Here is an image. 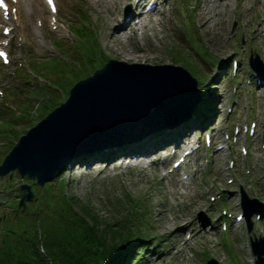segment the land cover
Segmentation results:
<instances>
[{"label":"rangeland","instance_id":"374dc122","mask_svg":"<svg viewBox=\"0 0 264 264\" xmlns=\"http://www.w3.org/2000/svg\"><path fill=\"white\" fill-rule=\"evenodd\" d=\"M152 2L155 9L147 11ZM12 3L15 13L20 7ZM35 4L41 7L42 0ZM117 10L121 15L122 9ZM132 11L138 18L131 19L123 37L112 41L88 0L62 2L56 26H65L66 33L48 23L46 45L21 44L20 20H9L10 36L0 29L10 58L8 64L0 59V164L21 135L52 110L53 102L59 105L68 97L75 82L111 59L124 61V53L115 49H146L148 59L142 63L170 64L179 75L193 80L186 69L196 79L190 100L144 136L126 135L79 150V159L53 178L64 181V194L70 204L73 201L60 206L75 209L77 222L81 221L77 206L85 204L103 221H121L118 227L131 225L150 235L148 243L158 246L144 252L141 264H255L250 240L264 237V76L258 83L250 61L258 54L264 62V0H148ZM37 13L48 15L41 8ZM145 17L152 20V28L137 30L138 20ZM26 26L27 36L35 37L29 23ZM210 85L215 106L195 111L202 89ZM253 123L255 131L250 134L244 128ZM206 132L210 143L205 141ZM180 138L184 141L177 147L173 142ZM191 147L195 149L180 162ZM135 150L143 154L128 157ZM176 160L180 163L175 166ZM32 180L35 194L27 201L26 213L18 206L19 185ZM44 186L27 175L22 178L16 169L0 176V238L9 233L14 242L22 233L31 235L29 227L36 222L50 223L55 211L47 201L57 199L52 188L48 192ZM243 192L258 199L248 204L249 210L260 211V217L251 215L250 230L247 216L235 219L243 213ZM127 209L136 211L130 225L122 220ZM52 232L61 237L69 229L63 226ZM41 242L42 238L40 246Z\"/></svg>","mask_w":264,"mask_h":264},{"label":"water","instance_id":"95a60500","mask_svg":"<svg viewBox=\"0 0 264 264\" xmlns=\"http://www.w3.org/2000/svg\"><path fill=\"white\" fill-rule=\"evenodd\" d=\"M256 58L250 66L262 75L264 62L258 55ZM169 67L174 66L111 59L78 80L64 101L21 135L0 164V176L11 175L16 169L22 178L27 175L44 186L72 162L79 150L153 131L185 102L194 87L192 82L196 84L186 69L193 80ZM19 188L18 206L24 210L35 193L28 182H22ZM250 201L258 203L257 198L243 192L248 230L252 227L251 215L259 212L248 209ZM250 243L255 264H264V237L251 238Z\"/></svg>","mask_w":264,"mask_h":264},{"label":"trees","instance_id":"16d2710c","mask_svg":"<svg viewBox=\"0 0 264 264\" xmlns=\"http://www.w3.org/2000/svg\"><path fill=\"white\" fill-rule=\"evenodd\" d=\"M213 88L214 86L210 85L202 89V100L199 105L195 106V109H197L195 111L202 109L206 111L211 104L215 106ZM53 103L50 110L58 105V102ZM95 154H98V152H95ZM31 183L34 184L35 181L32 180ZM54 186H56L55 189ZM44 187L49 188L47 189L48 192H50V188L55 192L57 200H48L47 197L43 199L44 202L48 200L47 206L54 207L53 211L55 212L52 213L54 218L46 224L44 222L42 224L41 221L36 222L34 228L29 227L31 235L25 236L22 233L14 242L9 240V233H6L8 236L1 237L0 264H141L143 260L141 256L144 252L157 245L156 243H148L150 235L142 233L141 229L135 230L134 226L131 227L129 222L133 224L136 219V216H133L136 211L133 209H127L122 217V220L130 227H118L121 221H103L101 217L92 211L89 205L77 203L81 220L77 222L74 219L76 210L71 207L66 209L63 206L67 203L70 204L71 201L64 194V181L62 179L53 180L45 184ZM36 190L38 191L39 188ZM37 191L35 199L40 197ZM49 194L47 193V196ZM61 204L63 205L60 206ZM26 207L27 211L22 209V212L29 213L30 202L26 204ZM68 210L72 211L73 214H67ZM6 219V214H3L1 220ZM63 226L69 229L67 235L60 237V234L52 232L54 228L61 231ZM25 229L26 227H23L22 231H25ZM38 229L40 231L39 235L37 233ZM3 230L6 231L7 226ZM43 230L48 231L47 235L42 234ZM10 232L15 233L13 229H10ZM41 238L43 239L42 246L39 245Z\"/></svg>","mask_w":264,"mask_h":264},{"label":"bare ground","instance_id":"6f19581e","mask_svg":"<svg viewBox=\"0 0 264 264\" xmlns=\"http://www.w3.org/2000/svg\"><path fill=\"white\" fill-rule=\"evenodd\" d=\"M8 1H9V8L11 11V16L10 17L5 16V15L1 16L0 17V24L4 28L5 26H9V24H10L9 20L10 19L11 20L13 19L15 21L20 20L23 24V28L21 30V44H25L26 42L32 41L33 46H34V44H36V43L38 44L37 41H40V44H43V45L47 44V42L45 40V36H44L46 33V26L48 25V23L56 26V24H57L56 21L58 19L57 14H58L59 9L62 7V2H65V4H66V3H70L72 0H54L55 5H56L55 11L50 10V8L47 5V2L45 0H42V6L41 7L39 5H36V4L34 5V3L37 0H16V3L19 5L20 8H19V10L17 9V12H15V13L12 11V7L14 6V4L11 2L12 0H8ZM147 1L148 0H88V4L91 7V9L93 8L96 11V14H98V16L101 17V19L103 21L102 22V29L105 30L104 33L107 34V36L112 41V40L120 39L121 37H123V35L125 33H127V31L130 28L131 19L133 17L138 18V17H136L137 15H135L132 11L133 6H135V5L136 6H138V5L142 6ZM124 4H125V7L123 6ZM128 5H129V8H128ZM39 8H41L43 11H48V15H47V13H45V14L44 13H37ZM117 8L122 9L121 15L118 14L119 11L117 10ZM21 9H23V10H21ZM144 14H145V12L142 10H141V14L139 13L140 16H143ZM163 15H165V11H163ZM35 16L37 18H35ZM27 23H29L31 29L34 31L35 37L37 39L35 37L29 38L27 36V34H29V32L27 30V26H26ZM159 23H161V19L157 17L155 19V24H159ZM148 26H150L152 28V26H153L152 20H148L145 17V18L140 19L139 23H137L135 28L137 30H140V29L146 30ZM131 28H134V26H132ZM56 30L58 33L62 32V30L64 31L63 33H66L65 26L60 27L57 25ZM10 35L8 33V36H10ZM0 42L2 43V42H4V40H0ZM115 51L117 53H120V54L124 53V56H126V58H127V60H126V58L123 59L124 61H128V60L132 59L131 60L132 62H141V61H146L148 59V57H147L148 56L147 55L148 50L142 49V48H138V50L135 52L130 51V50L123 52V51H117V49H115ZM191 92H193V91H190V93ZM193 97H194V93H193ZM184 100L186 102V101H189L190 98L187 96ZM183 104H184V102H183ZM176 123H172L171 125L174 126ZM148 133H150V132L140 133L137 136H135L134 138L135 139L139 138V137L144 136ZM183 141H184V138H180L177 141H174L173 143H177V147H180L182 145ZM136 154L142 155L143 152H139V151L135 150L134 152L129 153L128 157L134 156ZM119 155H118V158L120 157ZM121 158H123V156H121L119 159H121ZM77 159H79L78 156L75 157V160H77ZM71 163L72 162H70V164Z\"/></svg>","mask_w":264,"mask_h":264},{"label":"snow or ice","instance_id":"6c2138e0","mask_svg":"<svg viewBox=\"0 0 264 264\" xmlns=\"http://www.w3.org/2000/svg\"><path fill=\"white\" fill-rule=\"evenodd\" d=\"M48 2L51 4L52 0H48ZM0 7H6V5L4 4V0H0ZM53 11H55V8H53ZM0 55H4V54L0 53Z\"/></svg>","mask_w":264,"mask_h":264}]
</instances>
